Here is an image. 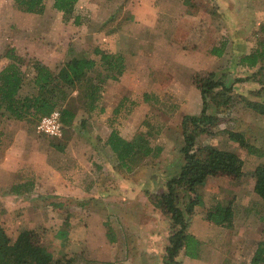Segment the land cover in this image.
I'll use <instances>...</instances> for the list:
<instances>
[{"label": "crops", "instance_id": "1", "mask_svg": "<svg viewBox=\"0 0 264 264\" xmlns=\"http://www.w3.org/2000/svg\"><path fill=\"white\" fill-rule=\"evenodd\" d=\"M84 2L94 9V0H78L75 24H81L82 16L88 13L78 11ZM52 9H56L54 2L53 8L45 3L41 14L11 8L9 18L18 23L21 31L1 41L6 52L2 61L11 62L7 56L11 52L18 57L36 56L51 69L61 65L39 49L44 43L35 38L37 25L27 24L30 15L50 24ZM59 15L55 23L65 26L68 21L64 13ZM91 25L95 40L99 37L102 41L104 37L109 52L120 55L123 62L121 71L108 69L100 54L96 58L99 64L92 71L105 78V91L96 108L105 111V119L112 126L106 134H89L96 145L91 147L96 157L115 155L107 142L112 131L127 140L143 135L151 147L157 146V153L163 158L169 151L173 154L178 142L168 136L174 134L177 125L183 128L186 115L200 116L204 108L203 93L194 76L213 72L214 79L222 84L206 95L207 112L216 123L222 119L219 116L229 115L225 124L231 127V120L236 117L234 123L244 128L237 131L233 126L230 132L243 135L248 145L244 147L226 134L227 126L217 129L216 136L200 139L237 153L245 174L264 163V1L121 0L112 2L110 9L105 8L97 18L94 16ZM252 54L256 56L250 57ZM131 105L135 106L133 120H123L122 112ZM160 108L158 119L163 124L149 133L141 124H152L153 115ZM1 117L2 114L0 224L10 237L16 239L21 232L35 229L45 245L56 251L58 259L73 255L82 260L81 264H164L153 253H129L132 246L125 241L123 228H118L112 219L107 223L110 211L97 204L112 197L100 191L101 177L96 165L82 159L52 162L55 154L44 137L30 131L21 120L2 121ZM159 132L165 133L168 140ZM152 139L167 141L169 145H154ZM183 146L184 143L181 150ZM183 165L181 161L178 174ZM216 181L225 182L226 196L220 193L223 189H215L209 201L195 207L189 232L199 240L198 256L192 258L183 251L182 264H252L259 254L264 259V200L255 191L256 179L247 175L238 180L211 177L205 185ZM200 186L203 184L198 185V193ZM216 205L232 206L231 225H219L206 218L207 210ZM156 242L153 238L147 244L155 248ZM142 245L143 241L137 244Z\"/></svg>", "mask_w": 264, "mask_h": 264}, {"label": "rangeland", "instance_id": "2", "mask_svg": "<svg viewBox=\"0 0 264 264\" xmlns=\"http://www.w3.org/2000/svg\"><path fill=\"white\" fill-rule=\"evenodd\" d=\"M116 1L121 2V0H94V4H92L94 9L87 7V4L84 2L83 5L78 8V11L84 14V12L87 13L86 10H88V13L84 14V16L81 15V24H75V13L72 17L67 19L68 22H66L65 26L56 24L55 17L61 16L59 15L61 14V11L59 13V10L57 11V9H52V15L51 18H49V21H51L50 24L45 21L43 22V20L39 21L33 19L32 16L35 15H30L29 19H27V24H29L30 27L37 25L36 28L39 30L36 32L35 38L38 39V41L43 40L42 42L44 43V46H40L39 49L56 58L57 65L62 64V60L64 59L68 60V58H72L76 55L80 56V54L97 58L98 55L95 54L97 48L101 50L102 55L106 52L109 54L112 53L109 52L110 49L108 48V44L104 37H102V41H100L99 37L95 40L94 36H96V33L92 30L94 26L92 27L91 25L93 17L96 16L97 18L100 16L105 8L110 9L112 2ZM249 1L250 0H243V2ZM53 2L54 0H45V3L51 8H53ZM211 2H216V0H211ZM2 4V9L0 10V36L2 37L0 40V70L2 67L5 68L12 63V59L11 62L6 60L2 61L6 52H4L5 50H3V46H1V44H4L1 41H6L12 36V34H18L21 31V27L18 23L11 21L9 18L10 12H12L11 8L15 9L18 8V6L13 3V1L6 2L4 0L2 1ZM18 9L21 10L20 8ZM78 35H81L79 39L76 38ZM90 36H92V39ZM77 50L80 51L76 52ZM20 58L21 60L17 61L25 74V85L21 91V96H27V94L35 91L34 86L31 84V79L34 74L33 60L39 59L36 56L32 57L29 54L23 55ZM52 70L57 71L58 66L53 67ZM112 74L114 75L113 72ZM89 83V80H85L75 86V88L70 91L67 101H65L60 107L71 112V114H66L62 111L65 125L61 137L40 134L37 131L38 119L27 117V119L21 121L25 122V125L28 126L30 131L38 132L40 136L44 137L49 142L52 148V153L55 154V156H51L52 162L70 163L75 160L78 162V159H82L84 163H93L96 165L101 177L99 181L100 191L105 192L106 195L111 194L112 197L109 201L107 199L104 203L97 204L99 207L106 206L110 211V214L107 216V223L110 224L109 222L112 219V223H116L117 227L121 226L123 228L121 230L124 233V239L128 246H132L129 253L138 256L153 253L158 258L160 257L165 264L167 256L166 248L169 245L170 236L176 229L170 214L166 213L164 208H159L158 205V207L155 205L161 194L168 191V181L172 177L178 175L181 161L182 163H185L184 154L180 149L184 143L183 128H181L180 125H177L178 129L174 134L168 136V138L173 137L174 141L178 143L176 144L177 150L175 152L173 150V154L169 151L165 158L157 153V146H154L155 149L152 147V153L149 155L145 154L144 148H140L135 157L129 161V168L124 167L120 163L116 154L106 156V158L104 156V158L102 156L96 157L95 150L91 148L92 145L95 144L94 141L89 138V134H93L94 132L102 135L106 134L110 131L112 126L109 125V122H107L108 120L106 121V113L104 110H101L100 107L91 108L93 103H95L94 96H91L94 87L90 89ZM104 84L106 83L99 82V96L105 91ZM134 107L135 106L131 105L122 112L121 117L123 120H133ZM161 110L162 108L158 110L159 112H155L156 114L153 115L152 124H148L147 126L141 124L144 125L145 130H149V133H154L157 131L156 128L163 124V122H160V119H158ZM227 116L229 115H221L219 116L220 119L222 118L221 121L218 120L217 123H210V125H208L209 127H207L209 128V132L203 133L198 137L197 145H209L214 147V145L210 143L203 142L200 137L205 138L209 135L216 136L219 133H216L217 129L223 126H227L226 130L228 133L226 134H229L230 129L233 126L236 127L237 131L240 128H244L241 124L234 123L233 120H237L236 117L231 120L232 127L229 126L230 124L228 123L225 124ZM3 120L8 121L15 119L3 116L2 121ZM159 133L164 136V139L168 140L165 133ZM147 140L150 142L149 139ZM159 140L152 139V142L154 145L161 144L164 148L169 145L167 141L160 143ZM140 144L141 143H139V145ZM106 163H108L109 166H107ZM246 175L250 178L251 172L246 173ZM221 182L224 185L221 184ZM221 182L216 181L210 183V185H205L204 183L202 187H199V195L202 203L204 200L205 202L210 200L215 189H223L220 193L222 192L223 195L226 196L225 192L227 185H225L224 181ZM177 194H179L180 206L184 207L189 200L188 193L185 192L184 189L179 188ZM10 238L15 240V237L11 236ZM153 238L157 240L155 248L150 246L149 243L147 244V241ZM141 241H143V245L138 247L137 244ZM150 248H152L153 251H151ZM182 258H184L183 250L177 256V259L181 262ZM60 261L61 264H81L82 260L70 255ZM136 264L138 263L136 262Z\"/></svg>", "mask_w": 264, "mask_h": 264}, {"label": "trees", "instance_id": "3", "mask_svg": "<svg viewBox=\"0 0 264 264\" xmlns=\"http://www.w3.org/2000/svg\"><path fill=\"white\" fill-rule=\"evenodd\" d=\"M14 2L25 12L41 14L45 10V0H14ZM77 2L78 0H54V8L63 12L67 20L73 16ZM95 54L102 55L101 50L97 48ZM7 56L12 59V63L0 71V113L3 116L16 120H25L27 117L39 120L57 109L61 111V120L65 125L63 112L66 114L71 112L60 107L67 101L70 91L85 80H89L90 89L94 87L91 96H94L95 103L91 108L96 107L101 96L98 91L99 82L105 81V78L101 77L102 73L99 75L92 73L99 64L96 57L81 54L74 56L58 66L57 71L52 70L42 61L34 59L31 84L35 91L27 96H21L25 85V74L17 61L21 58L11 52H8ZM255 56L256 54L250 55V57ZM101 61L108 69L111 67L120 71L123 69L120 55L106 52L102 55ZM255 62L256 59H253L252 63ZM194 82L202 90L204 108L200 116L186 115L184 117L182 152L185 163L180 174L168 181V191L161 194L155 205L164 208L166 213L170 214L176 229L170 236V242L166 248L165 264H182L177 259L182 250L189 257L198 256L199 240L189 232L191 216L195 207L201 202L197 191L198 185L204 184L211 177L238 180L246 175L243 171V161L237 153L209 145H197L198 137L209 132L208 125L216 123L213 116L207 112L209 106L206 95L222 82L214 79L213 72H198L194 76ZM228 100H230L229 97L225 101L228 102ZM229 134L232 139L247 147L248 144L243 135L235 132H229ZM107 142L120 163L128 168L129 161L135 157L140 148L145 149V154L152 153L150 142L142 135L134 140H127L117 131H112ZM251 176L256 179L255 191L264 200V163L251 172ZM179 188L188 193L189 200L184 207L180 206L179 194H177ZM233 213L231 205H216L207 210L206 218L219 225H231ZM261 261L264 259L259 254L254 257L252 264H259ZM0 264H61V261L57 258L56 251L45 245L43 236L37 230H25L12 240L4 227L0 225Z\"/></svg>", "mask_w": 264, "mask_h": 264}, {"label": "built area", "instance_id": "4", "mask_svg": "<svg viewBox=\"0 0 264 264\" xmlns=\"http://www.w3.org/2000/svg\"><path fill=\"white\" fill-rule=\"evenodd\" d=\"M64 124L61 120V111L55 109L51 114L41 117L37 123V131L42 135L61 137Z\"/></svg>", "mask_w": 264, "mask_h": 264}]
</instances>
